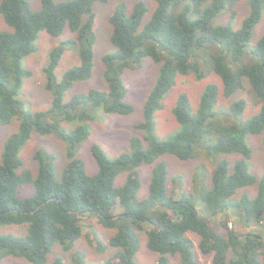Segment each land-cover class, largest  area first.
<instances>
[{"label":"trees","instance_id":"1","mask_svg":"<svg viewBox=\"0 0 264 264\" xmlns=\"http://www.w3.org/2000/svg\"><path fill=\"white\" fill-rule=\"evenodd\" d=\"M95 1L40 0V9L32 10L28 0H0V14L9 27L0 31V124L18 119L17 130L7 136L0 153V225H27L24 235H0V260L10 254L32 264H44L54 243L64 251L72 250L83 233V218L94 217L113 230L107 239L97 236L95 229L89 237L99 251H106L108 246L116 248L102 264H137L138 231L146 233L147 247L158 254L156 264H170L167 256L176 253L180 254V264H201L187 233L198 236L201 253L211 254L209 264H264V176L257 180L250 171L252 149L247 140L249 135L264 132V31L249 45L264 0H246L249 12L238 27L232 21L214 24V20L226 7L233 18L232 8L239 0H152L155 6L147 20L143 0H137L130 11L124 3H118L109 17L114 50L102 56L107 88L64 99L75 81L92 74ZM66 27L73 37L53 45L43 66L44 89L52 97L50 106L31 111L19 98L23 80L32 75L23 59L37 50L39 32L58 38ZM67 42L77 50L79 64L57 79L55 69ZM145 57L159 64V69L144 102L142 119L135 126L142 137L132 136L129 150L113 158L93 143L91 152L97 170L89 174L76 151L91 131L79 122L93 120L97 108L105 114H129L133 107L124 99L123 74L127 68L139 67ZM207 71L219 77L225 97L237 92L247 80L259 102L258 111L241 119L246 101L240 98L222 112L228 118L218 119V86L210 82L194 111L188 95H178L172 107L177 130L160 138L155 113L177 75L194 73L200 80ZM33 131L55 133L67 144L68 161L60 179L55 177L53 156L44 149L34 154L38 164L34 174L28 169L19 171V152ZM262 145L264 151V135ZM200 152L214 162L209 184L203 180L200 166L192 178L206 215L195 207L193 193H168V167L161 158L174 155L187 160ZM232 154L238 157H218ZM142 164L153 166L147 193L140 198L138 168ZM120 171H126V179L114 186ZM173 179L180 182L181 177ZM26 184L32 185L33 193L20 197L19 188ZM253 184L257 186L254 196L243 193L233 199L238 189ZM218 214L224 217L220 222L224 232L212 227L210 217ZM234 218L257 224L262 230L238 232L229 226ZM77 253L76 258L73 252V261L84 264L83 256ZM51 264L64 263L58 256Z\"/></svg>","mask_w":264,"mask_h":264},{"label":"rangeland","instance_id":"2","mask_svg":"<svg viewBox=\"0 0 264 264\" xmlns=\"http://www.w3.org/2000/svg\"><path fill=\"white\" fill-rule=\"evenodd\" d=\"M32 10H39L41 7L40 0H28ZM55 2L63 0H54ZM137 0H96L93 3L94 17V56H93V70L90 77L75 81L65 92L64 99H68L75 93H85L90 89L105 90L107 84L103 78L104 65L102 62L103 54L112 52L114 47L110 41L111 25L109 22L110 14L118 3H124L127 10L130 11ZM147 6L145 20H147L152 13L155 3L152 0H143ZM235 10V15L231 17V10L226 7L215 18L214 24L226 23L232 21L234 27H238L242 19L248 14L249 7L246 0H239L232 8ZM9 29L5 23L2 15L0 14V31ZM264 31V10L259 23L254 27L250 37L249 45H253ZM68 37H73L66 27L63 34L54 38L44 31L39 32L36 40L37 50L28 54L23 59V64L26 68L30 69L32 75L23 80V85L20 90L19 98L25 103L27 109L31 111L45 110L50 106L51 94L44 89V73L43 66L47 61L49 49L61 40ZM208 53V52H207ZM79 57L77 50L67 42L64 45V52L59 60L55 69L57 79H60L66 69L78 65ZM159 64L155 63L150 57L143 58L141 65L136 68H127L124 71L123 79L126 87L124 99L129 102L133 109L129 114H105L101 108H97L94 113L93 120H83L80 124L89 126L90 135L84 139L78 146L76 156L82 159L87 173L93 174L97 170L96 161L91 152L93 143H98L106 152V154L113 158L121 152L129 150V140L132 136L142 137V134L136 129V124L142 119L143 107L146 97L152 88L158 73ZM216 83L218 86V97L216 108L219 111L220 120L228 118L222 112L229 106L230 103L243 98L246 101V107L242 113L241 119H247L256 113L259 109V102L255 94L251 91L249 83L244 80L243 87L237 90L230 97H225L222 94V83L219 77L212 71H207L206 75L198 80L195 78L194 73L187 75H177L175 84L169 89L162 99V107L156 111V133L160 138H163L177 130L178 124L172 115V107L180 93H186L190 100V105L194 111L199 102L200 94L204 87L210 83ZM221 114V115H220ZM18 119L13 117L8 123L0 124V153L2 151L3 143L7 136L17 130ZM264 132L257 135H249L247 137L248 143L252 149V155L249 159L250 171L258 180L264 176V151L262 145V138ZM44 149L46 152L53 156L54 172L56 179H60L61 171L68 161L66 154L67 144H65L55 133L39 134L35 131L32 132L30 139L22 147L19 156L22 160V166L19 171L23 169L30 170L33 174L37 170V161L34 154L37 150ZM219 158L227 157L231 160L238 157V154L220 155ZM167 164V191L176 196L179 191H184L192 194L195 207L202 215H206L202 204L199 200L198 191L195 192L193 188V175L200 166L204 170L205 177L203 180L209 184L211 173L214 168L212 158L205 156L204 153H197L193 158L183 160L174 155H164L161 157ZM153 164H142L138 170L140 173L141 184L138 191L140 198L144 197L147 193L148 182ZM180 176V182H176L173 178ZM126 179V171H120L114 178V186L121 185ZM200 180V179H199ZM198 183H196L197 187ZM256 184L242 187L237 190L233 199H237L241 194L248 193L250 196L256 194ZM194 191V192H193ZM33 193L31 184L23 185L19 188V196L25 197ZM212 218V227L220 232L225 229L220 227V222H223L224 217L218 214ZM230 220V217L228 218ZM91 225L90 227H88ZM82 235L76 240L72 250L64 251L59 243H54L51 251L46 256L44 264H51L55 257H61L64 264H77L73 261V252L77 251L83 256L84 264H102L109 256H111L115 249L108 246L106 251H99L94 242L89 240L93 236L94 229L97 236L107 239L113 232L112 229L105 228L99 224L94 217H84ZM229 226L238 232L246 231H261V227L254 223L245 224L241 220L234 218L229 223ZM27 232V225H0V235H24ZM195 243L194 255L201 264H209L211 254H203L197 247L198 236L193 233H187ZM139 249L135 255L137 264H156L158 254L151 251L147 247V236L144 231H138ZM170 264H180V254L176 253L167 256ZM74 258V259H76ZM0 264H32L27 260L14 255H5L1 258Z\"/></svg>","mask_w":264,"mask_h":264}]
</instances>
